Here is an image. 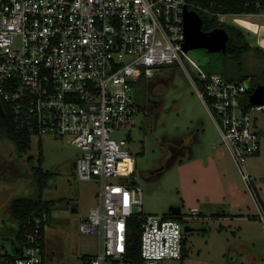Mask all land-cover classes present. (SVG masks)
I'll return each mask as SVG.
<instances>
[{
    "label": "built area",
    "instance_id": "built-area-1",
    "mask_svg": "<svg viewBox=\"0 0 264 264\" xmlns=\"http://www.w3.org/2000/svg\"><path fill=\"white\" fill-rule=\"evenodd\" d=\"M185 7L195 10L189 0H0V102L5 112L0 118L9 114L15 128L31 138H67L82 150L76 177L100 182L98 201L80 223L83 233L100 235V249L85 255L82 264H165L184 258V218L144 212L128 140L111 135L133 129L141 112L135 85L166 64L177 62L188 74L264 226L256 177L245 166L260 151L263 135L251 110H264V104L245 107L252 94L248 80L205 71L189 55ZM32 221L15 255L0 247V264H45L41 219ZM2 225L0 216V231ZM135 228L139 261L130 253Z\"/></svg>",
    "mask_w": 264,
    "mask_h": 264
},
{
    "label": "rangeland",
    "instance_id": "rangeland-1",
    "mask_svg": "<svg viewBox=\"0 0 264 264\" xmlns=\"http://www.w3.org/2000/svg\"><path fill=\"white\" fill-rule=\"evenodd\" d=\"M262 12L257 16L223 14L220 19L241 28L251 45L264 48L259 43L264 31L255 33L236 20L244 17L264 25ZM188 53L205 71L224 67L225 56L219 52L193 48ZM227 63L235 65L231 60ZM243 71L252 74L247 79L251 85L252 78L256 81L264 71V56L255 51L245 53ZM192 74L196 72L192 70ZM133 93L143 107L134 117L133 129L116 130L111 135L128 140L127 147L136 159V179L143 189L144 212L170 215L171 206L181 209L185 226L192 228L185 232V242L193 264H264V226L256 218L255 200L246 191V183L221 140L215 120L184 68L177 62L159 66L154 77L135 85ZM251 116L258 130H264V110L253 109ZM260 139L261 153L248 157L245 166L256 177L255 188L264 204V135ZM81 152L67 138L50 134L32 136L26 152L19 151L11 140L0 138V247L7 253L15 255L19 243V224L9 215L8 204L15 197L38 198L33 168L39 164L40 153L44 171L54 173L43 197L63 198L44 224L45 264H82L85 255L98 253L100 235L80 230L81 218L98 201L100 188L96 178L86 181L76 177V160ZM216 153L229 173L228 180L241 193L231 208L233 198L228 197L223 186L219 187L223 181L211 163ZM56 183L58 187L54 188ZM73 204H78L76 212L71 208ZM223 211H232L233 216L227 214L230 218H242L219 220L217 213ZM135 229L132 238L139 239ZM165 264L181 262L166 260Z\"/></svg>",
    "mask_w": 264,
    "mask_h": 264
},
{
    "label": "trees",
    "instance_id": "trees-1",
    "mask_svg": "<svg viewBox=\"0 0 264 264\" xmlns=\"http://www.w3.org/2000/svg\"><path fill=\"white\" fill-rule=\"evenodd\" d=\"M194 4V9L202 16L204 31H211L217 27H224L230 34L228 41V47L226 52H219L220 55H224L222 65L224 67L216 71L230 79L247 80L252 74L243 71V55L247 52L255 51L257 54L264 56V48L260 46L251 45L248 37L243 33L242 29L233 25L227 24L220 19L222 14H245V13H260L264 11V0H189ZM227 60H231L235 63L226 64ZM210 72V71H209ZM238 73V76H235ZM255 76V75H253ZM255 81L251 84L250 93H253L255 87L264 83V71ZM145 78L142 77L138 83L143 82ZM245 107H251L249 101L245 102ZM143 109V107L141 106ZM0 138H7L11 140L15 147L21 151L26 152L31 147V134L25 131H19L15 128L12 119L9 114L4 118H0ZM43 155L40 153L39 164L33 168V175L36 185L39 189L38 198L31 197H15L11 200L8 210L9 215L14 222L19 224V230L17 233L18 240H23L25 232L31 231L33 224H31L35 217L41 219V243L43 249L45 248V228L44 224L47 218L51 217L53 205L55 201L53 199H45L43 197L44 190L49 186V181L53 178L54 173L50 171H44L42 168ZM26 226V228L24 227ZM137 232V228L135 229ZM131 256L135 258V261H139V239L132 238Z\"/></svg>",
    "mask_w": 264,
    "mask_h": 264
},
{
    "label": "water",
    "instance_id": "water-1",
    "mask_svg": "<svg viewBox=\"0 0 264 264\" xmlns=\"http://www.w3.org/2000/svg\"><path fill=\"white\" fill-rule=\"evenodd\" d=\"M203 18L193 9L185 7V50L193 48H206L211 53L226 52L230 34L224 27H217L211 31L202 29ZM251 105L264 104V83L258 84L250 96ZM5 112L0 102V116H4ZM261 134L264 135V130L261 129ZM169 212L174 215H180L181 209L176 206H171ZM192 228L186 226V231Z\"/></svg>",
    "mask_w": 264,
    "mask_h": 264
},
{
    "label": "crops",
    "instance_id": "crops-1",
    "mask_svg": "<svg viewBox=\"0 0 264 264\" xmlns=\"http://www.w3.org/2000/svg\"><path fill=\"white\" fill-rule=\"evenodd\" d=\"M251 14H253L252 16H257L259 13H251ZM223 15V14H222ZM222 15H220V16H222ZM231 15H236V16H240V14H231ZM253 22H255V21H253ZM255 23H257V24H259L258 22H255ZM240 24V23H239ZM241 25V24H240ZM259 26H260V28H262V27H264V25L263 24H259ZM246 28V27H245ZM248 29V28H247ZM249 30H251V29H249ZM252 31V30H251ZM262 31V30H261ZM253 32H254V30H253ZM255 33H256V31H255ZM263 35V34H262ZM261 37H263V36H261ZM259 43H260V40H259ZM261 44V43H260ZM264 45V44H263ZM141 106V105H140ZM141 110H142V108H141ZM226 147V146H225ZM227 149V148H226ZM227 151H228V149H227ZM229 152V151H228ZM261 153V149H260V151L257 153V154H255V155H259ZM230 154V153H229ZM189 157H190V159H192V154H189ZM214 159V160H213ZM212 160H211V163L216 167V169H217V171H218V173H219V175L221 176V180L223 181V182H221V185L219 186L220 188H221V186H223V189L227 192V195H228V197L229 198H233V202H231L230 203V205H229V208H231L232 206H234V204H235V201H236V198H239L240 196H241V193H239V190H237L236 188H235V184L234 183H232V182H230L229 180H228V178H230V176H229V173H228V171L224 168V164H223V162H221V158L219 157V155H217V153L214 155V158H213ZM216 161V162H215ZM58 187V185H57V183L55 184V187L54 188H57ZM246 191H248L247 190V188H246ZM248 193H249V195H250V197L251 198H253V200H254V197L250 194V192L248 191ZM243 194H245V192H243ZM246 195V194H245ZM259 197H260V195H259ZM45 199H48V198H50V199H53L54 201H55V204L53 205V209H55V208H57L59 205H61L62 204V202L61 201H63V198H59V197H56V198H51V197H44ZM261 198V197H260ZM97 202V201H96ZM58 203H60L59 205H58ZM255 203V202H254ZM10 204V203H9ZM9 204H8V207H9ZM96 204V203H95ZM71 208H72V210L74 211V212H76L77 211V208H78V204H73L72 206H71ZM8 211V213H9V210H7ZM197 211V210H196ZM195 211V212H196ZM197 213L200 215V216H202V212L201 211H197ZM218 214V216L219 217H217L219 220H229V219H239V218H242V216H236V217H233V218H230V216L231 215H227V214H232V216L234 215L233 213H232V211H229V213H227V211H223V213L222 214H220V213H217ZM85 215V214H84ZM1 216V215H0ZM221 225V224H220ZM224 227H226V226H221V228H224ZM44 250H45V248L43 249V252H44ZM45 259V258H44ZM181 262V264H193V262H195V261H193L192 259H191V257H189V255H188V253H187V247H186V242H185V255H184V258L180 261ZM220 264H223V263H220Z\"/></svg>",
    "mask_w": 264,
    "mask_h": 264
},
{
    "label": "bare ground",
    "instance_id": "bare-ground-1",
    "mask_svg": "<svg viewBox=\"0 0 264 264\" xmlns=\"http://www.w3.org/2000/svg\"><path fill=\"white\" fill-rule=\"evenodd\" d=\"M236 20L241 24V25H243V26H245L246 28H248V29H251V30H254V31H256V32H260V30H262V31H264V27H262L261 29H260V26H259V24H257V23H255V22H253V21H251V20H249V19H247V18H244V17H238V18H236ZM264 34V33H263ZM264 36V35H263ZM261 43L262 44H264V37L263 38H261Z\"/></svg>",
    "mask_w": 264,
    "mask_h": 264
},
{
    "label": "flooded vegetation",
    "instance_id": "flooded-vegetation-1",
    "mask_svg": "<svg viewBox=\"0 0 264 264\" xmlns=\"http://www.w3.org/2000/svg\"><path fill=\"white\" fill-rule=\"evenodd\" d=\"M139 96H140V97H143L141 93L139 94ZM141 100H142V99H141Z\"/></svg>",
    "mask_w": 264,
    "mask_h": 264
}]
</instances>
